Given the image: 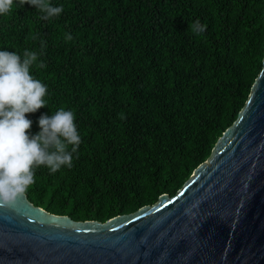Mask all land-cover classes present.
<instances>
[{"label":"trees","instance_id":"1","mask_svg":"<svg viewBox=\"0 0 264 264\" xmlns=\"http://www.w3.org/2000/svg\"><path fill=\"white\" fill-rule=\"evenodd\" d=\"M51 3L64 11L50 20L30 4L0 16V50L44 53L47 67L31 73L47 85L48 106L27 114L30 135L41 116L64 108L82 140L72 168L36 169L28 199L104 223L175 196L236 121L262 70L264 0ZM197 19L207 25L201 35L190 30Z\"/></svg>","mask_w":264,"mask_h":264},{"label":"water","instance_id":"2","mask_svg":"<svg viewBox=\"0 0 264 264\" xmlns=\"http://www.w3.org/2000/svg\"><path fill=\"white\" fill-rule=\"evenodd\" d=\"M0 264H264V59L236 121L175 196L103 223L25 194L0 205Z\"/></svg>","mask_w":264,"mask_h":264},{"label":"clouds","instance_id":"3","mask_svg":"<svg viewBox=\"0 0 264 264\" xmlns=\"http://www.w3.org/2000/svg\"><path fill=\"white\" fill-rule=\"evenodd\" d=\"M25 4L35 6L42 20L64 11L63 5L54 6L51 0H0V16H8L14 6ZM190 30L201 35L207 25L197 19L190 23ZM65 39L72 41L73 36L66 34ZM45 46L41 41V48ZM43 54L26 49L21 57L17 52L0 50V205L14 204L25 195L35 183L36 169L47 167L55 174L63 167H73L74 154L78 158L82 140L71 110L60 108L50 117L41 116V131L30 135L33 122L27 114L48 106L47 85L31 73L33 65L47 67L40 59Z\"/></svg>","mask_w":264,"mask_h":264}]
</instances>
